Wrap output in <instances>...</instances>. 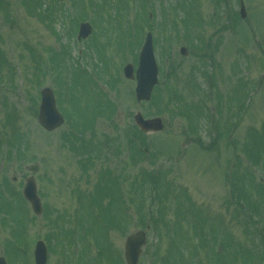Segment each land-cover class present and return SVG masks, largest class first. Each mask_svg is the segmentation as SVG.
Masks as SVG:
<instances>
[{
  "label": "rangeland",
  "instance_id": "374dc122",
  "mask_svg": "<svg viewBox=\"0 0 264 264\" xmlns=\"http://www.w3.org/2000/svg\"><path fill=\"white\" fill-rule=\"evenodd\" d=\"M54 1L62 12L48 20L30 0H0V256L6 264H34L36 241L49 244L51 233L56 244L47 264H83L82 234L99 264H125V238L138 230L147 235L138 264H190L193 256L200 264H250L251 250L261 252L258 264H264V0H108L96 11L98 0ZM124 4L121 39L111 6ZM76 20L92 25L81 41ZM148 31L159 82L148 101L137 103L135 79L122 68L137 67L136 42ZM194 39L197 48L180 55L179 47ZM44 86L64 117L51 132L37 121ZM99 104L93 127L73 109L93 114ZM137 111L157 117L162 129L134 131ZM27 178L43 209L35 215L21 200L18 227L6 184L21 195ZM97 190L92 207L99 215L77 199L78 192L92 198ZM202 225L221 230L199 238V250L194 228ZM178 226L179 234L171 231ZM98 227L108 228L107 247L97 246Z\"/></svg>",
  "mask_w": 264,
  "mask_h": 264
},
{
  "label": "water",
  "instance_id": "95a60500",
  "mask_svg": "<svg viewBox=\"0 0 264 264\" xmlns=\"http://www.w3.org/2000/svg\"><path fill=\"white\" fill-rule=\"evenodd\" d=\"M243 16L244 12L243 7L241 6V17ZM90 31L91 27L88 23H81L77 38H86ZM181 53L186 54L184 47L181 48ZM139 56L140 60L139 68L136 71L137 85L135 93L137 100H148L153 85L157 83V66L153 56L152 39L150 33H148L145 38V42ZM124 73L126 76L132 77V67L127 65L124 68ZM42 96L43 101L40 106L38 120L46 130H52L61 124L62 118L54 108V101L51 91L49 89H44L42 91ZM134 118L136 124L144 132L147 130L158 131L162 128L158 118L144 120L140 113H137ZM23 192L25 197L31 202L33 210L38 213L39 202L36 197L35 183L31 178L26 180ZM145 241V233L143 231H137L126 238L124 245V256L127 264H137L141 246L145 244ZM45 262V247L41 242H38L35 249V264H45ZM0 264H5L2 258H0Z\"/></svg>",
  "mask_w": 264,
  "mask_h": 264
},
{
  "label": "trees",
  "instance_id": "16d2710c",
  "mask_svg": "<svg viewBox=\"0 0 264 264\" xmlns=\"http://www.w3.org/2000/svg\"><path fill=\"white\" fill-rule=\"evenodd\" d=\"M76 0H74L73 1V3L75 2ZM99 2V1H98ZM44 0H30V3H29V6H30V8H34V7H37L38 9H41V11H42V13H43V16H42V19L43 18H47V19H49V16L50 15H52V13L55 11V9H56V6H55V4L56 3H54V1H52V0H50V2L47 4V6H46V10L44 11ZM99 4V5H98ZM102 4H106V3H103V2H101V3H96V4H92V8H93V10L94 11H96V10H99L100 9V7L102 6ZM198 41H199V39H194V40H192V41H188V43H189V45H190V47H192V48H197V44H198ZM140 134V133H139ZM140 135H142V134H140ZM264 139V136H262L261 138H260V140H263ZM264 176V175H263ZM238 193H240V191H239V188H238ZM210 228H213V227H208V229H210ZM181 229V227L180 226H178L177 228H171V231H174V232H176V233H178V231ZM208 229L206 228V227H201L200 229H199V234L201 235V237H202V241H203V239L205 240L206 238H207V236H208ZM179 234V233H178ZM177 238H178V236H177ZM209 241H211V240H209ZM174 244V243H173ZM201 245H202V243H200ZM247 257H249V255L247 256ZM165 264H169L168 263V261L166 260L165 261Z\"/></svg>",
  "mask_w": 264,
  "mask_h": 264
}]
</instances>
